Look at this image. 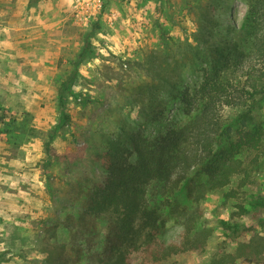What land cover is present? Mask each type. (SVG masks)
<instances>
[{"label":"rangeland","instance_id":"1","mask_svg":"<svg viewBox=\"0 0 264 264\" xmlns=\"http://www.w3.org/2000/svg\"><path fill=\"white\" fill-rule=\"evenodd\" d=\"M249 2L0 0V102L8 111L0 122V264H88L106 250L108 219L86 214L84 202L105 183L113 139L121 136L135 163V136L157 140L195 115L182 95L210 57L203 38L213 30L215 40L242 39L246 30L237 26ZM89 34L90 56L77 63ZM62 112L71 119L60 127ZM252 127L264 139V98ZM249 166L238 196L226 195L235 178L188 203L199 212L189 234L169 216L162 237L197 238L198 247L161 264L235 254L224 264H264V250L247 258L236 251L238 242L264 236V208L252 203L264 196V150Z\"/></svg>","mask_w":264,"mask_h":264},{"label":"trees","instance_id":"2","mask_svg":"<svg viewBox=\"0 0 264 264\" xmlns=\"http://www.w3.org/2000/svg\"><path fill=\"white\" fill-rule=\"evenodd\" d=\"M237 27L246 30L242 39L215 40L213 30L203 38L210 57L196 83L185 87L182 95L194 116L157 140L135 136L131 141L135 163L129 161L121 136L113 139L105 183L91 190L84 202L86 214L105 216L109 222L106 250L91 255L88 264H143L147 260V264H161L174 254L196 249L197 238L179 244L162 237L169 216L183 223L189 234L199 212L188 203L230 186L235 178L238 184L227 196H238L246 185L249 165L256 164L264 150L262 132L252 127L256 106L264 98V0H251L246 20ZM90 35L77 63L90 56ZM76 65L62 82L63 93L71 91ZM7 112L0 102V122L7 121ZM70 119L69 113L62 112L58 126ZM252 203L264 208V196ZM236 247L242 257L255 256L264 250V236L254 234ZM236 257L221 256L208 264L235 262Z\"/></svg>","mask_w":264,"mask_h":264}]
</instances>
